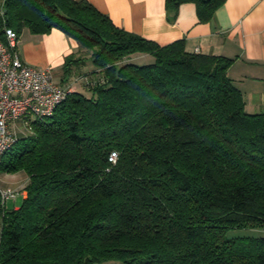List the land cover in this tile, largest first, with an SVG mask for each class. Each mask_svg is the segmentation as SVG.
Returning <instances> with one entry per match:
<instances>
[{
	"label": "trees",
	"instance_id": "obj_1",
	"mask_svg": "<svg viewBox=\"0 0 264 264\" xmlns=\"http://www.w3.org/2000/svg\"><path fill=\"white\" fill-rule=\"evenodd\" d=\"M184 2L205 22L225 0L165 5ZM0 11V39L4 27L58 28L101 72L79 76L2 154L0 171L28 181L17 209L0 196V264H264V236L227 235L264 228V104L245 110L232 58L161 45L89 0H2ZM79 60L68 55L64 73Z\"/></svg>",
	"mask_w": 264,
	"mask_h": 264
},
{
	"label": "crops",
	"instance_id": "obj_2",
	"mask_svg": "<svg viewBox=\"0 0 264 264\" xmlns=\"http://www.w3.org/2000/svg\"><path fill=\"white\" fill-rule=\"evenodd\" d=\"M106 13L119 27L142 35L164 45L177 39L185 41L189 51L219 54L233 61L227 74L240 89L247 112H258L264 104V0H225L216 9L211 20L201 22L193 2H184L177 11L166 8L165 0H89ZM2 0H0L1 5ZM22 59L37 67H48L61 85L78 77L90 75L94 70L89 54L79 48L75 39L58 28L47 33H32L23 28L17 40ZM74 54L79 61L64 73L65 58ZM132 58L148 60V54H134ZM91 75L101 74L95 69ZM83 90L81 82L76 84ZM20 135L30 133L22 120L12 126ZM25 171H0V190L18 191L15 197L4 201L3 209H17L26 196ZM2 219L0 215V232Z\"/></svg>",
	"mask_w": 264,
	"mask_h": 264
},
{
	"label": "built area",
	"instance_id": "obj_3",
	"mask_svg": "<svg viewBox=\"0 0 264 264\" xmlns=\"http://www.w3.org/2000/svg\"><path fill=\"white\" fill-rule=\"evenodd\" d=\"M17 40L16 31L4 27V39H0V159L17 139L14 123L22 120L31 132V118L50 115L65 95L75 89L76 83L75 79L61 85L50 68L26 63L17 48ZM109 160L116 161V152L110 153ZM17 193L11 188L0 190L2 207L7 198Z\"/></svg>",
	"mask_w": 264,
	"mask_h": 264
},
{
	"label": "rangeland",
	"instance_id": "obj_4",
	"mask_svg": "<svg viewBox=\"0 0 264 264\" xmlns=\"http://www.w3.org/2000/svg\"><path fill=\"white\" fill-rule=\"evenodd\" d=\"M137 62H147V61H140L139 59H136ZM34 120V117L31 118ZM228 236H243V235H254V236H264V228H239L230 230L227 233Z\"/></svg>",
	"mask_w": 264,
	"mask_h": 264
}]
</instances>
